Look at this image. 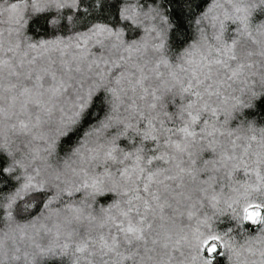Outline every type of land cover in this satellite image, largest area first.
<instances>
[{"label": "snow or ice", "instance_id": "snow-or-ice-1", "mask_svg": "<svg viewBox=\"0 0 264 264\" xmlns=\"http://www.w3.org/2000/svg\"><path fill=\"white\" fill-rule=\"evenodd\" d=\"M0 264H264V0H0Z\"/></svg>", "mask_w": 264, "mask_h": 264}]
</instances>
